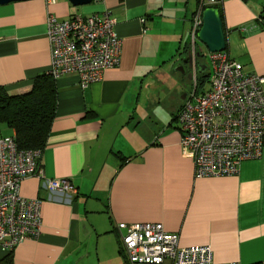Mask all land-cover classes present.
Returning <instances> with one entry per match:
<instances>
[{
    "label": "crops",
    "instance_id": "crops-1",
    "mask_svg": "<svg viewBox=\"0 0 264 264\" xmlns=\"http://www.w3.org/2000/svg\"><path fill=\"white\" fill-rule=\"evenodd\" d=\"M199 3L0 4V86L12 95L31 91L36 76L49 72L48 13L67 19L109 9L123 40L120 64L101 80L83 88L76 74L56 79L57 110L41 162L47 177L70 178L78 191L52 192L38 177L25 178L21 193L43 200L41 234L11 252L0 245V264H125L119 222H161L179 233L181 246L211 245L217 262L264 264V149L237 174L196 177L180 143L177 114L192 91L179 77L210 73L190 44ZM219 6L226 49L246 71L264 75V0Z\"/></svg>",
    "mask_w": 264,
    "mask_h": 264
},
{
    "label": "built area",
    "instance_id": "built-area-1",
    "mask_svg": "<svg viewBox=\"0 0 264 264\" xmlns=\"http://www.w3.org/2000/svg\"><path fill=\"white\" fill-rule=\"evenodd\" d=\"M54 3L55 0H48ZM223 0H200L189 29L194 53L203 11ZM51 47L49 73L58 79L76 74L85 88L103 72L120 64L123 40L109 9L58 19L47 16ZM210 89H194L181 106L177 120L183 153L194 163L196 177L234 175L244 160L261 158L264 149V75L245 70L225 49L210 51ZM41 148H19L16 135L0 134V245L11 252L27 239L38 238L43 225L41 198L21 193V182L35 176L48 190L77 193L70 178H49ZM125 264H241L217 262L209 244L180 245V235L161 222L117 224Z\"/></svg>",
    "mask_w": 264,
    "mask_h": 264
},
{
    "label": "trees",
    "instance_id": "trees-1",
    "mask_svg": "<svg viewBox=\"0 0 264 264\" xmlns=\"http://www.w3.org/2000/svg\"><path fill=\"white\" fill-rule=\"evenodd\" d=\"M219 5L214 7L219 8L221 12ZM261 16L264 18V8ZM208 80L209 73L206 76H198L197 90L200 84ZM57 104V80L49 72L36 76L31 91L27 93L12 95L5 86H0V134H2V125L6 124L15 133L19 148L44 149L55 118Z\"/></svg>",
    "mask_w": 264,
    "mask_h": 264
},
{
    "label": "water",
    "instance_id": "water-1",
    "mask_svg": "<svg viewBox=\"0 0 264 264\" xmlns=\"http://www.w3.org/2000/svg\"><path fill=\"white\" fill-rule=\"evenodd\" d=\"M12 1L20 0H0V4H6ZM70 1L73 5L79 6L89 4L93 0ZM198 38L205 43L208 49L212 52L222 51L227 48V38L219 8L210 6L203 11V25L198 32Z\"/></svg>",
    "mask_w": 264,
    "mask_h": 264
},
{
    "label": "rangeland",
    "instance_id": "rangeland-1",
    "mask_svg": "<svg viewBox=\"0 0 264 264\" xmlns=\"http://www.w3.org/2000/svg\"><path fill=\"white\" fill-rule=\"evenodd\" d=\"M196 47H197V53H199V51L201 53L200 55L197 56L198 65H200V64H208L209 65L210 64V60H209V57L207 55V52H208L207 45L205 43H203L198 38ZM189 69H190V73H192L193 68H189ZM179 79H180V81H179L178 84H181V86L183 88H188L189 91H193V89H194V79L193 78H189L188 75H186V76L183 75V76H180ZM173 83H174V79H173V82L172 81H168L166 84H161V86L163 87V89L166 88V91H168L167 87L171 86ZM178 84L176 85V88H177ZM202 84H200V86H199L198 93H202V92L207 91V90L210 89L209 80L206 81L203 85ZM174 95H176V97H178L179 96V92H176ZM173 98L174 97H172L171 99H173ZM1 133L3 135H12L13 134V130H12V128L8 127L6 124H3Z\"/></svg>",
    "mask_w": 264,
    "mask_h": 264
}]
</instances>
